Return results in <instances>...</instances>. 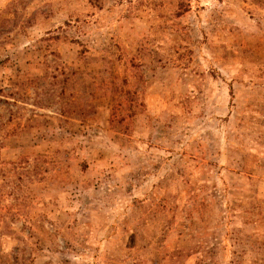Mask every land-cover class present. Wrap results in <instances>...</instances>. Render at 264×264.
<instances>
[{"label": "rangeland", "instance_id": "obj_1", "mask_svg": "<svg viewBox=\"0 0 264 264\" xmlns=\"http://www.w3.org/2000/svg\"><path fill=\"white\" fill-rule=\"evenodd\" d=\"M0 264H264V0H0Z\"/></svg>", "mask_w": 264, "mask_h": 264}]
</instances>
